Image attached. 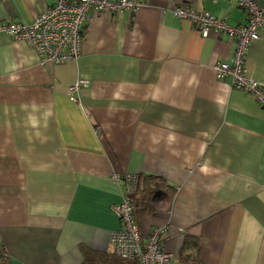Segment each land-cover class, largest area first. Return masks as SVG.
<instances>
[{
    "label": "crops",
    "instance_id": "obj_1",
    "mask_svg": "<svg viewBox=\"0 0 264 264\" xmlns=\"http://www.w3.org/2000/svg\"><path fill=\"white\" fill-rule=\"evenodd\" d=\"M264 3V0H257ZM52 0H0V23L31 21ZM207 10L246 22L238 0H145L133 13H90L80 56L41 64L25 41L0 32V253L6 264H81L112 254L120 222L114 175H155L172 194L142 223L165 225L164 249L193 264H264V108L216 60L225 34L201 35L172 14ZM246 55L264 82V27ZM85 80L73 93L67 89Z\"/></svg>",
    "mask_w": 264,
    "mask_h": 264
},
{
    "label": "built area",
    "instance_id": "obj_2",
    "mask_svg": "<svg viewBox=\"0 0 264 264\" xmlns=\"http://www.w3.org/2000/svg\"><path fill=\"white\" fill-rule=\"evenodd\" d=\"M145 4V0H52L41 13L31 21L10 20L0 23V32L25 41L38 55L41 64L62 63L80 56L83 26L90 13L127 11L133 13ZM238 5L246 13V22L232 26L225 19L216 17L207 10H198L187 5L174 6L172 14L189 20L203 36L210 31L225 34L234 43L230 60H216L212 64L217 79L230 77L231 85L244 89L254 96L264 108V82L248 76L246 55L250 44L259 39V30L264 27V3L257 0H238ZM85 80H78L67 89L68 97L73 96ZM114 179L125 186L121 200L112 205L120 227L111 232L112 254L125 260H135L137 264H188L180 255L164 249L165 225H156L142 239L134 218L135 204L132 195L136 191L137 175L116 174Z\"/></svg>",
    "mask_w": 264,
    "mask_h": 264
},
{
    "label": "trees",
    "instance_id": "obj_3",
    "mask_svg": "<svg viewBox=\"0 0 264 264\" xmlns=\"http://www.w3.org/2000/svg\"><path fill=\"white\" fill-rule=\"evenodd\" d=\"M172 191L173 188L158 176L137 175L136 191L132 195V201L135 204L134 218L139 227L159 205L166 201ZM198 247L199 243L195 238L186 236L182 242L180 258L188 264H193L196 261L195 253ZM0 264H6L1 253ZM81 264H137V262L121 259L107 252L86 251Z\"/></svg>",
    "mask_w": 264,
    "mask_h": 264
}]
</instances>
